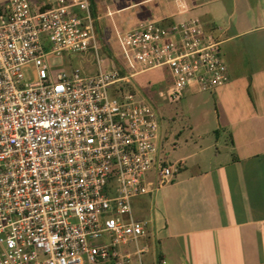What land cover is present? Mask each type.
Here are the masks:
<instances>
[{
  "label": "built area",
  "instance_id": "1",
  "mask_svg": "<svg viewBox=\"0 0 264 264\" xmlns=\"http://www.w3.org/2000/svg\"><path fill=\"white\" fill-rule=\"evenodd\" d=\"M89 0H7L0 7V264H129L147 225L132 200L173 174L156 159L161 124L138 91L120 86L167 68L169 103L196 84L228 81L219 43L195 18L115 31L105 54ZM90 53L95 71L54 61ZM108 62V67L104 65ZM32 80L26 81V75ZM132 244L134 251L123 249Z\"/></svg>",
  "mask_w": 264,
  "mask_h": 264
},
{
  "label": "crops",
  "instance_id": "2",
  "mask_svg": "<svg viewBox=\"0 0 264 264\" xmlns=\"http://www.w3.org/2000/svg\"><path fill=\"white\" fill-rule=\"evenodd\" d=\"M6 3L0 0V7ZM93 5L101 21L100 9L116 18L140 7L120 18L123 25L143 14L164 23L195 18L218 41L227 69L228 81L213 91L196 96L187 92L191 84L183 92L178 102L190 151L178 162V174L151 182L147 194L132 200L134 218L147 225L141 255L153 246L157 264H264V0ZM159 120L162 143L167 124Z\"/></svg>",
  "mask_w": 264,
  "mask_h": 264
},
{
  "label": "rangeland",
  "instance_id": "3",
  "mask_svg": "<svg viewBox=\"0 0 264 264\" xmlns=\"http://www.w3.org/2000/svg\"><path fill=\"white\" fill-rule=\"evenodd\" d=\"M106 3L110 4L112 7L121 6L125 2H133L137 0H105ZM150 5V4H149ZM142 8H146L145 6ZM140 10V7L136 9L129 10L125 13L111 16H106L103 13V10L100 9V14L102 15V21L101 17L96 14L93 15L94 18L100 17V25L103 28L104 37L106 40V44L110 51L113 54H118V49L116 48V41H115V31L118 30L120 32L126 31L128 29H131L132 27L142 24L147 21H153V18L149 16L148 14L139 15V18L136 20L131 21V25H123L120 18L130 17V13ZM126 15V16H125ZM148 19V20H147ZM116 25H115V24ZM54 61H56L61 69H68V63H70V67L72 69H79L85 73H92L95 71V63L92 55L90 53H84V54H75L70 55L68 62L66 58L59 57L56 58ZM108 62L104 65V67H108ZM32 74L26 75V81L32 80ZM170 73L167 70V68L162 67L159 69L149 70L146 72H143L141 74H138L130 79V83H128V87H133L138 92H143L145 94L146 99L154 105V108L156 109V112L159 116V118L162 120L163 125L167 124L166 126V132H165V138L162 140V143L160 145L159 151L157 153L156 159L160 162H164L167 165L171 164L172 169L174 172H177V164L182 160V158L189 153V147L188 145L192 146L193 142H191L188 139L186 128H187V119L184 118L181 114V106L182 103L176 102V103H168L164 99H160L157 97V91L163 87L165 82L170 80ZM145 90V92H144ZM187 92H191L192 94L196 96L202 95L201 90L198 89L197 86L191 85ZM149 98L151 100H149ZM189 102V101H187ZM174 118V121H171V118ZM170 122V125H169ZM183 133H180L182 129H184ZM213 133H210L209 139L212 141L214 138ZM214 141V140H213ZM182 163L186 164V166H191V161ZM157 172V163L154 164L152 169L147 172L145 177V182H152L156 183L158 181L156 177ZM143 241L142 239L139 240V246L142 247ZM123 249H128L130 252L134 251V246L132 244H129L128 246H124ZM157 252L156 249L153 246H150L148 248V251L144 253L143 255L139 257L133 256L131 259V262L129 264H157Z\"/></svg>",
  "mask_w": 264,
  "mask_h": 264
},
{
  "label": "trees",
  "instance_id": "4",
  "mask_svg": "<svg viewBox=\"0 0 264 264\" xmlns=\"http://www.w3.org/2000/svg\"><path fill=\"white\" fill-rule=\"evenodd\" d=\"M89 2L91 5V10H92L93 15H96L97 12H96L95 7L93 5V0H89ZM96 32H97L98 40H99L100 44L102 45V48H103L105 54L108 56H111L112 53L106 44V40H105L104 33H103V28L101 25H97ZM120 89L121 90H124V89L133 90L131 87H128V83H124L123 85H121Z\"/></svg>",
  "mask_w": 264,
  "mask_h": 264
}]
</instances>
